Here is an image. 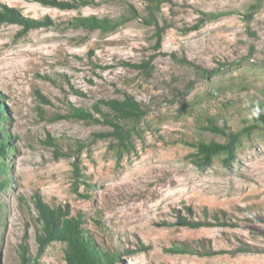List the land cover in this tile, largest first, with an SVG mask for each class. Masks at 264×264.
Here are the masks:
<instances>
[{"label": "rangeland", "instance_id": "rangeland-1", "mask_svg": "<svg viewBox=\"0 0 264 264\" xmlns=\"http://www.w3.org/2000/svg\"><path fill=\"white\" fill-rule=\"evenodd\" d=\"M2 5L21 20L0 22V264H69L39 202L111 264H264V0ZM124 94L146 110L126 140L73 115ZM211 123L239 140L201 168L193 145L227 141Z\"/></svg>", "mask_w": 264, "mask_h": 264}, {"label": "trees", "instance_id": "trees-1", "mask_svg": "<svg viewBox=\"0 0 264 264\" xmlns=\"http://www.w3.org/2000/svg\"><path fill=\"white\" fill-rule=\"evenodd\" d=\"M147 1L151 2L153 0ZM59 5L65 7L70 6L69 3L63 2H60ZM1 7L0 22L21 20L19 14L13 7H7L5 5ZM218 16H220L219 13L209 12L206 13V17L200 21L211 20ZM77 20L78 24L86 28H98L101 30L114 29L120 23V21L96 16H87L78 18ZM27 21L30 23L34 22L33 20ZM148 21L157 23L152 20V18ZM164 30L165 27L159 29V37ZM132 66L137 67L138 65L135 64ZM93 109L98 116L83 108L76 109L73 115L90 122H102L108 125L113 129V135L117 136L119 140H126L125 134L128 132L124 129V124L138 121L146 114V110L142 104L130 94H124V97L121 99H100L93 105ZM258 118L264 124V113H260ZM208 128L213 132L223 133L227 137V141L225 143H218L215 141L209 143L199 142L193 145L196 148L194 162L201 168L209 166L213 157L220 152L226 154L227 161L231 160L234 148L239 140V132L226 131L214 123H211ZM4 143L5 141L3 143L0 142V155L4 153ZM37 207L44 221V241L47 243L54 240L66 242V259L69 264H111V258H113V256L96 250L89 238L84 237L78 219L67 217L66 214L61 213L59 209H50L42 202L37 203Z\"/></svg>", "mask_w": 264, "mask_h": 264}]
</instances>
